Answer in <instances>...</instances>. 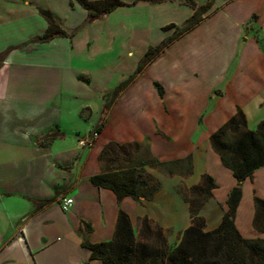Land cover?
Here are the masks:
<instances>
[{
  "label": "crops",
  "instance_id": "1",
  "mask_svg": "<svg viewBox=\"0 0 264 264\" xmlns=\"http://www.w3.org/2000/svg\"><path fill=\"white\" fill-rule=\"evenodd\" d=\"M195 1L203 5L209 0ZM39 7L51 11L68 33L88 17L75 0H0V264H105L92 260L84 244L110 242L120 210L130 216L136 236L143 220L149 219L152 229H161L174 246L192 224L185 195L204 175L217 185L201 210L205 231L219 228L230 192L240 185L237 229L245 239H264L254 227V197L264 200V167L238 182L210 141L239 109L251 131L264 121V0H216L196 28L174 41L118 96H112L110 82L102 87L99 94L106 103L95 109V115L91 110L85 131L81 106L73 108L75 96L66 91L69 84L92 85L90 77L75 71L73 61L86 60V52L97 58L98 50H92L90 36L83 41L75 36L32 43L48 29ZM193 12L177 1H140L104 17L115 14L130 28L149 23L147 31H140L150 42L141 49V61L151 46L173 35L174 30L162 33L163 27L181 26ZM132 20L134 24L129 23ZM112 54L116 55L109 59L114 63L121 58L120 53ZM138 65L126 67L115 86ZM22 71L36 73L24 80ZM35 75L38 78L30 77ZM101 122L93 146L84 147L81 141L89 139ZM112 142L137 143L140 148L101 159ZM189 157L190 173L186 162L169 167L173 174L147 163ZM135 168L160 184L150 199L119 201L113 191L91 182L97 175ZM67 197L74 199V206L65 212L61 201ZM37 201L47 203L37 209Z\"/></svg>",
  "mask_w": 264,
  "mask_h": 264
},
{
  "label": "trees",
  "instance_id": "2",
  "mask_svg": "<svg viewBox=\"0 0 264 264\" xmlns=\"http://www.w3.org/2000/svg\"><path fill=\"white\" fill-rule=\"evenodd\" d=\"M75 1L88 13L85 24L88 20H97L118 8L135 6L140 1L152 3L177 1L194 11L181 26L170 24L163 27V31L174 30L173 35L148 49L136 71L113 91L112 96L116 97L174 41L196 28L213 8L216 0H209L203 5H199L195 0H136L133 3H125L122 0ZM71 7H74L72 2ZM38 10L47 20L48 29L42 36L34 38L32 43H47L59 37L72 38L83 26L73 33H68L59 25L51 11L40 7ZM156 86L163 96V88L158 83ZM103 125L104 123L101 122L96 129L98 134ZM210 141L214 151L221 157L222 164L232 171L238 182L251 178L256 170L264 167V121L255 131L249 130L247 117L241 109L211 136ZM139 148L140 145L137 143L120 145L112 142L103 150L101 159L107 155H128L130 150ZM180 162L188 164L190 173L191 157L173 163L158 162L153 159L147 161L151 167L170 174H173V170L170 171L169 167H179ZM91 182L95 186L113 191L119 201L125 197L136 200L140 197L150 199L160 189L158 182L147 178L143 171L136 168L97 175L91 178ZM216 188L215 180L209 175H204L199 185L188 190L185 198L190 204L192 224L183 232L180 242L174 246L168 244L161 229L156 231L152 229L149 219L143 220L141 232L136 236L131 218L123 210L119 211L114 237L110 242L96 244L86 242L84 246L91 251L92 260L97 259L105 264H264V239H245L236 226L237 210L243 197L240 185L230 192L227 201L228 210L219 228L210 232L205 231V219L201 215V210L212 198V192ZM46 203V201H37V209ZM254 205V227L264 233V200L255 196Z\"/></svg>",
  "mask_w": 264,
  "mask_h": 264
},
{
  "label": "rangeland",
  "instance_id": "3",
  "mask_svg": "<svg viewBox=\"0 0 264 264\" xmlns=\"http://www.w3.org/2000/svg\"><path fill=\"white\" fill-rule=\"evenodd\" d=\"M130 10L131 11H127V8H126L127 12L133 13L132 8ZM84 22H83V26L74 33L75 35L73 37L76 36V39L78 38V41H83L82 39L84 37L90 36L91 42H93L91 43V48L94 51L98 50L99 54H95V56H98V57L92 59L88 56V52H86L87 55L86 57L84 56L86 60L82 58L77 59L78 57H76L73 61V64H74L73 67L78 74H82L86 78L90 77L93 82H92V85L85 83L84 86H79V87L78 86L72 87V85L69 84L67 86L68 89L66 91L67 95L75 96L76 98V99L75 98L73 99L75 103H71L72 107L73 108L76 107V109H78L79 106H81L80 109H81V114H82L83 131H85V127L89 125L88 122L90 120L89 116L91 115V110L94 111V115H95L97 113L95 109L99 108L101 104L103 103L100 97L101 94H99L101 88L105 87V85H108V83L110 82L109 83L110 86H114L112 88L115 91L119 87V85L115 86L117 80L121 78V76L123 75V72L127 71V69L125 70V68L126 67L128 68V66L133 63H136V62L140 63L141 62L140 57L142 56L141 55L142 47L144 45L146 46L150 44L147 33L144 37L143 34L140 32L141 30H145V31L148 30L149 28L148 22H146L145 25L142 22H140L138 24L140 30L138 27L130 28L127 24V21H125L123 18L115 16V14L110 15V18L108 19L102 16L101 18L94 20V21L88 20L86 24ZM124 23L126 24V27H123ZM129 23L134 24L135 22L134 20H132ZM162 33H164V31H162ZM61 38H68L69 40H71L69 37H61ZM113 52H117V54L120 53V56H121V58L115 63L109 59L116 55L115 54L113 56L112 54ZM129 52H133L134 57L132 56L129 57ZM76 56H79V54H76ZM95 56L92 55V57H95ZM79 57H83V55ZM109 63H113L112 64L113 67H110ZM125 64H126V67H125ZM107 65H109V67ZM104 66H107V68L106 69L100 68V67L103 68ZM122 67L124 69H122ZM35 73H36L35 71L29 72V73L27 72L24 75V71H22V74H23L22 76L26 77L24 78L25 80L28 78L29 75L35 74ZM72 73L74 72L72 71ZM16 77L20 78V76H16ZM30 77L38 78V76L36 75L30 76ZM70 77L71 75L67 74V79H70ZM102 96H105V95H102ZM103 101H104L103 103L104 105L106 103V100H103ZM89 131L90 130L85 132L84 135L88 134ZM181 188L183 192L185 190V187L181 186ZM176 240L178 241V239Z\"/></svg>",
  "mask_w": 264,
  "mask_h": 264
},
{
  "label": "built area",
  "instance_id": "4",
  "mask_svg": "<svg viewBox=\"0 0 264 264\" xmlns=\"http://www.w3.org/2000/svg\"><path fill=\"white\" fill-rule=\"evenodd\" d=\"M99 137V134L97 132H93L91 137L87 140H83L81 141V144L83 146H93V144L95 143V140ZM62 204V208L65 212H68L73 206H74V199L73 198H64L61 201Z\"/></svg>",
  "mask_w": 264,
  "mask_h": 264
}]
</instances>
